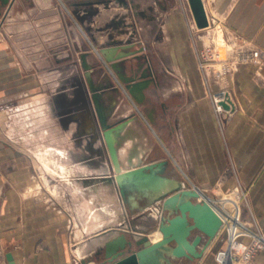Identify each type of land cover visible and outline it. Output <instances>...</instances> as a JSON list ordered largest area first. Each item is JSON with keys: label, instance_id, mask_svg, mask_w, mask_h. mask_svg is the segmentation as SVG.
I'll use <instances>...</instances> for the list:
<instances>
[{"label": "crops", "instance_id": "crops-1", "mask_svg": "<svg viewBox=\"0 0 264 264\" xmlns=\"http://www.w3.org/2000/svg\"><path fill=\"white\" fill-rule=\"evenodd\" d=\"M203 1L207 28H198L188 0H16L2 11L0 264H9V253L14 264H81L119 229L159 240L161 234H151L163 214L155 194L179 186L196 188L226 218V203L218 200V206L206 193L238 182L253 185L252 208L264 226V59L257 67L224 71L199 65L208 38L226 48L219 63H234L229 47L264 49V0ZM102 19L109 24L94 29ZM121 44L136 53L122 74L152 76L143 102L134 100L99 53ZM84 53L121 170L166 162L148 174L153 178L141 179L156 184V193L140 183L127 188L125 199L118 193ZM216 96L232 103L229 119L216 112ZM8 128L9 139L1 134ZM58 155L94 168L104 162L106 173L94 169L93 176L109 179H61L56 195H25L36 160ZM50 174L43 176L48 185ZM237 259L219 232L202 258L175 262L243 264ZM248 264H264V248Z\"/></svg>", "mask_w": 264, "mask_h": 264}, {"label": "water", "instance_id": "water-1", "mask_svg": "<svg viewBox=\"0 0 264 264\" xmlns=\"http://www.w3.org/2000/svg\"><path fill=\"white\" fill-rule=\"evenodd\" d=\"M198 28L209 26L208 14L203 0H188ZM14 0H0V16L5 8H9ZM92 2H82L83 5ZM129 44L106 46L99 53L104 61L119 74L121 82L136 102H143L144 90L148 88L152 76L141 74L126 76L122 72L125 60L136 55L134 51H126ZM82 65L85 70L86 81L92 93V100L99 118L104 137L106 139L111 158L116 171L115 180L122 197H127V188L142 183L141 179L153 178L148 175L166 162L153 163L129 170H121L116 151L110 136V126L100 102L99 91L94 85L93 66L87 60V53L82 54ZM226 109H230L228 101L222 102ZM144 184V183H143ZM151 186V185H150ZM150 186L143 189L153 191ZM196 188L179 186L171 192L155 194L156 200L161 201L162 216L155 226L161 238L153 241L148 233L137 237L134 232L119 229L118 235L106 240L103 246L91 257L84 259L81 264L95 262L96 264H176L175 260L187 259L195 261L203 257L204 252L219 234L223 219L211 203L201 198ZM154 198V199H155ZM9 264L12 255H7Z\"/></svg>", "mask_w": 264, "mask_h": 264}, {"label": "rangeland", "instance_id": "rangeland-1", "mask_svg": "<svg viewBox=\"0 0 264 264\" xmlns=\"http://www.w3.org/2000/svg\"><path fill=\"white\" fill-rule=\"evenodd\" d=\"M16 0H14V2L11 4L10 8H12V6L14 5ZM118 16V21L116 23V25L121 24V19H119V15ZM122 18V17H121ZM96 24V23H95ZM105 24H109L107 19H102L101 21H99L96 25H93L94 29H98V30H102V26ZM91 34V33H90ZM216 36V35H215ZM118 40L119 39H124L126 38V35H118L117 36ZM89 38L87 39L86 37V43L89 44ZM90 45V44H89ZM223 46L216 45L215 39H207L206 42V47L203 50V52H201V57L202 60L200 62V69L202 70H206L207 68H217L221 71H224L225 68L227 70L229 69H236L239 66L242 65H246V66H255L257 67V65H261L262 61L264 59V56L262 57V60L259 63H236V58L234 63H229L226 64L224 62L219 63L221 59H225V57H221L220 56V48ZM225 50L226 48L223 47ZM251 49L254 47H237V48H233V47H229V51H232L234 56L237 55V51L240 49ZM259 49H262L259 47ZM264 51V49H262ZM227 54V52H226ZM202 64H206V68L202 67ZM223 75V74H222ZM221 81V80H220ZM214 99V98H213ZM12 114V113H11ZM230 116V115H229ZM229 116H225V118L229 119ZM11 118V117H10ZM2 136L9 139V137L11 136V132L10 129H4L1 132ZM48 149V148H47ZM49 149H52V147H49ZM53 152L56 153H61L60 150H55L52 149ZM27 151V149H26ZM42 153L46 152L45 148H42L41 150ZM41 157V156H40ZM61 157V156H60ZM59 155L57 156L56 160L53 159H48V158H39L36 160L35 162V167H33V174L32 177L28 178V182L26 183V192L25 195L30 196V195H35V191H37L41 196L44 197L46 195H56L55 193V186H57L60 183L61 179L64 178H68L71 179L73 181L76 180H101L102 183L107 182L109 178L104 177L101 175V177H96L93 176L92 172L94 169H101V173H106V170L108 169L107 165L102 162L100 167H93L92 164L90 162H82V161H77L74 160L73 158H70L68 156L63 157L62 160L60 159ZM61 165L64 166L65 169H61ZM50 170L55 171L56 175L55 176H51L50 179V185L46 184L44 182L43 176L44 175H51L50 174ZM60 171V172H58ZM62 171V173H61ZM65 172V174H64ZM59 173V174H58ZM71 174V175H69ZM116 173H114L115 175ZM104 175V174H103ZM35 176L37 177V179L35 178ZM96 177V178H94ZM262 179V183H264V177L261 178ZM259 180H257L256 184L259 183ZM158 178H154L152 183H157ZM141 185L143 183H140ZM139 185V184H138ZM143 186L145 187V183L143 184ZM151 188H153V192L156 193L155 187L156 184H151L150 186ZM253 189V185L251 186H246V185H242L241 183H237L234 187L228 189V190H224V191H220V192H216V193H212L209 194V192H207V196L211 198V201H213L214 203H218V200H222L226 203V207L227 210L229 211V214L233 217V218H237L234 221L233 226L232 219H229L230 224H227L226 226H224L222 228V230H220V233L223 235V237H225L226 242H227V248L229 250H232L234 253V256H238V259L241 263L243 264H248L252 261L254 255L256 254V252L262 248H264V244L261 245V247H259L260 245L258 244V237H264V226L260 224V218L258 217V214L254 211V209L252 208V200L254 199V193L251 191ZM118 193L121 195L120 191H118ZM220 202V201H219ZM218 206L219 203L217 204ZM149 220H152V217L148 218ZM260 221V222H259ZM156 226V223L155 225ZM231 227H233V231L230 229ZM155 232V227L153 228L151 234ZM154 234V233H153ZM239 244V245H238ZM238 246H247V248H249L250 250H252V257L250 259H245L244 258V251H236V247Z\"/></svg>", "mask_w": 264, "mask_h": 264}, {"label": "built area", "instance_id": "built-area-1", "mask_svg": "<svg viewBox=\"0 0 264 264\" xmlns=\"http://www.w3.org/2000/svg\"><path fill=\"white\" fill-rule=\"evenodd\" d=\"M210 25V23H209ZM264 56V51L262 49L259 48H249V49H240L237 51V55H236V63H259L262 60V57ZM203 68H206V64H202ZM226 98H222L219 96L214 97L213 101H214V106H215V110L219 115H225L226 117L229 116L231 113V109H226L222 102L223 101H227L225 100ZM194 188V187H192ZM202 195V194H201ZM203 199H205L203 196L201 197ZM207 200V199H206ZM219 213V212H218ZM221 215V213H219ZM223 215H221L222 217ZM225 217H222L223 219V225L222 228L224 226L227 225V221ZM221 228V230H222ZM258 241H259V247H261L262 244H264V237H258ZM239 245V244H238ZM263 246V245H262ZM237 252L239 251H244V258L245 259H250L252 257V250H250L249 248H247V246H238L235 248Z\"/></svg>", "mask_w": 264, "mask_h": 264}, {"label": "bare ground", "instance_id": "bare-ground-1", "mask_svg": "<svg viewBox=\"0 0 264 264\" xmlns=\"http://www.w3.org/2000/svg\"><path fill=\"white\" fill-rule=\"evenodd\" d=\"M206 28H207V27H206ZM225 52H226V50H225L223 47H221V48H220V53H219L220 56H221V57H225ZM223 95H224V94H223ZM91 96H92V95H91ZM228 97H229V96H228ZM228 97H227V98H228ZM229 104H230V106L232 107V103L229 102ZM233 106H234V105H233ZM231 107H230V108H231ZM61 169H65V168H64V167H61ZM52 172L56 175V172H55V171H52ZM58 172H60V171H58ZM61 173H62V171H61ZM58 174H59V173H58ZM62 174H63V173H62ZM64 174H65V172H64ZM69 175H71V174H69ZM64 179H65L67 182H72L71 179H68V178H64ZM201 197H202V196H201ZM211 205H212V204H211ZM212 206H213V205H212ZM213 207H214V206H213ZM214 208H215V207H214ZM215 209H216V208H215ZM226 218H227L228 220H229V219L234 220V218H233L230 214H226ZM157 232L160 234V232H159L158 230L155 231V232H153L154 234L156 233V235L154 236V238L158 236V233H157ZM153 233H152V234H153ZM154 234H153V235H154ZM160 238H161V237H160ZM160 238H159V239H160ZM156 241H158V240H156ZM154 242H155V241H154ZM89 263H95V262L91 261V262H88V263H86V264H89Z\"/></svg>", "mask_w": 264, "mask_h": 264}]
</instances>
